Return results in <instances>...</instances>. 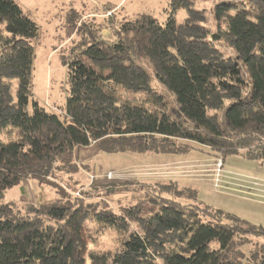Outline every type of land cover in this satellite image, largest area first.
Segmentation results:
<instances>
[{"label":"trees","instance_id":"1","mask_svg":"<svg viewBox=\"0 0 264 264\" xmlns=\"http://www.w3.org/2000/svg\"><path fill=\"white\" fill-rule=\"evenodd\" d=\"M214 15L215 30L188 38L172 14L163 23L143 14L121 23L107 41L93 20L78 23L69 12L66 33L78 39L63 59L64 107L53 111L31 92L38 27L15 0H0V264H153L158 257L161 264H264V250L251 263L240 259L245 240L238 241L241 234L264 235V227L220 209L204 218L162 193L145 201L155 205L147 212L132 205L115 213L64 191L24 208L2 201L23 180L49 183L54 168L77 171L73 155L91 142L106 153L185 155L198 145L217 157L263 158L264 4L223 2ZM224 39L233 51L228 56L215 46ZM164 188L177 197L186 190ZM87 219L99 232L125 235L136 223L141 233H129L112 255L91 252Z\"/></svg>","mask_w":264,"mask_h":264},{"label":"rangeland","instance_id":"2","mask_svg":"<svg viewBox=\"0 0 264 264\" xmlns=\"http://www.w3.org/2000/svg\"><path fill=\"white\" fill-rule=\"evenodd\" d=\"M15 1L30 14L38 27V36L32 41L34 54L31 69V92L42 106L53 111L64 107L67 96V72L63 59L64 57L67 60L71 58L69 50L78 39H74L75 33H66L65 24L69 12L73 11L80 17L78 23L84 19L93 20L100 26V34L107 41L115 39L114 29L120 27L121 23L143 14L151 15L159 23H163L172 14L176 20L178 33L194 38L202 28L215 30L217 22L214 14L220 3L235 1L264 4V0H180L185 5L178 7L179 0ZM224 40L215 42V46L223 55L228 56L233 51L228 41ZM15 84L13 80L12 89L14 90ZM153 84L156 89H161L156 81ZM126 97L133 98V95L129 93ZM75 153L73 156L76 157L77 171L65 173V170L54 168L48 178L49 183H40L35 179L23 180L12 188L6 189L2 201L24 208L27 205L36 206L42 202L56 200L64 191L73 197H84L86 202L115 213L132 205H138V208L141 206L142 212H147L148 208H154L155 205L145 203V201L155 202L156 193L164 194L166 197L170 196L169 198L176 199L180 203L195 207L204 215V218L216 217L214 210L220 209L256 226L264 224V202L257 200L250 191L238 187L241 186L242 181L240 180H233L234 188H231L232 186L228 185L229 176L224 171V168L228 170L227 167H229V172L237 176L236 178H240V173L245 174L248 171L247 174H250V171L254 172L258 168L264 169V156L257 161H252L253 159H246L238 154L225 155L224 160L221 158L223 172L220 186L217 187L212 181L214 177L212 171L216 168V162L220 158L214 156L216 151L205 146L202 148L198 145L189 147L185 155L155 152L106 153L98 152L95 143L91 142L88 146L78 147ZM202 167L207 168V171L212 168L210 182L213 188L208 182L209 177L204 178L203 173L207 171L202 170ZM246 180V184H249L248 178ZM170 184L179 185L186 190L178 197L163 193V190H167L164 187ZM87 220L85 228L94 236L93 241L88 242V249L91 252L112 255L120 250L121 241L129 233L134 231L141 233L136 223L131 224L125 235H120L114 229L109 228L99 232L96 230L95 223L91 222V219ZM234 224L238 225V223ZM239 226L247 228L244 225ZM161 236L171 237L166 234ZM242 240H245V244L240 246V249L245 252V258L242 256L240 259L251 263L253 262L252 254L259 253L260 255L264 250V235L241 234L238 241ZM153 261L155 262L153 264L162 263L159 257Z\"/></svg>","mask_w":264,"mask_h":264},{"label":"crops","instance_id":"3","mask_svg":"<svg viewBox=\"0 0 264 264\" xmlns=\"http://www.w3.org/2000/svg\"><path fill=\"white\" fill-rule=\"evenodd\" d=\"M217 157V156H215ZM219 158H223V157H219ZM224 160V159H223ZM252 160V159H250ZM258 159H253L252 161H257ZM178 162H180L181 160H176ZM224 163V162H223ZM258 164H260L259 162H257ZM211 164V163H210ZM228 170L226 168H224V171L226 172V174L229 176L227 179H228V185L232 186L231 188H234V186L232 185V181L233 180H240L242 181L241 182V186H238V187H241L247 191H250L251 194H253L257 200L261 201V202H264V169H261V168H258L256 171H250V174H247L248 171H246L245 174H242L240 173V178H236L237 176H235L231 171L229 172V167H227ZM202 170L205 169V171H207L208 169L207 168H204L202 167L201 168ZM212 168H209V171L203 173L205 177H209V184L211 185V187L213 188L211 182H210V178H211V175H212V172L210 173ZM222 172H223V169H222ZM221 172V173H222ZM231 173V174H230ZM247 175V176H246ZM249 175V177H248ZM222 177V176H221ZM236 179H235V178ZM248 178V183L249 184H246L247 182V179ZM243 180H246V181H243ZM250 180V181H249ZM220 186V184H219ZM264 205V204H263ZM263 212V211H262ZM261 212V213H262ZM260 222V221H258ZM262 224V223H261ZM264 226V224H262ZM262 226V227H263Z\"/></svg>","mask_w":264,"mask_h":264},{"label":"built area","instance_id":"4","mask_svg":"<svg viewBox=\"0 0 264 264\" xmlns=\"http://www.w3.org/2000/svg\"><path fill=\"white\" fill-rule=\"evenodd\" d=\"M222 161L221 158L218 159V161L216 162V168H214V170L212 172H214V177L212 179V181L214 182V184L219 187L220 181H221V176H222Z\"/></svg>","mask_w":264,"mask_h":264}]
</instances>
